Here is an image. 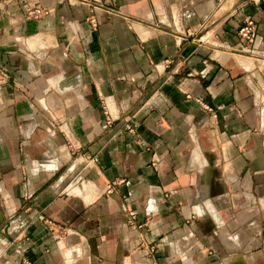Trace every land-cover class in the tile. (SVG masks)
<instances>
[{"label":"crops","instance_id":"obj_1","mask_svg":"<svg viewBox=\"0 0 264 264\" xmlns=\"http://www.w3.org/2000/svg\"><path fill=\"white\" fill-rule=\"evenodd\" d=\"M0 67V264H264L260 0H0Z\"/></svg>","mask_w":264,"mask_h":264},{"label":"built area","instance_id":"obj_2","mask_svg":"<svg viewBox=\"0 0 264 264\" xmlns=\"http://www.w3.org/2000/svg\"><path fill=\"white\" fill-rule=\"evenodd\" d=\"M260 2H262L264 6V0H260ZM27 10H28V14L34 18H38L49 12L47 8H43L40 5H34L31 8H28ZM89 23L92 28L96 27V19L93 15L90 16ZM256 29H257L256 22L254 21V19L251 17L245 18L244 22L242 23V25L238 28L236 32L237 44L239 45L240 50H245V51L250 50L248 47L253 46L255 42ZM8 78L9 77H8L7 72L0 67V90L5 87V85L8 82ZM202 106L205 110L210 111L211 113L212 109L208 105L203 104ZM104 113L106 117L105 118L106 125L110 126L112 122V118L110 117V115L108 114L106 110H104ZM128 130L131 133L134 132V129L132 127H130ZM135 218H136V213L133 211H129L128 221L133 223ZM26 264H29V263H26Z\"/></svg>","mask_w":264,"mask_h":264}]
</instances>
